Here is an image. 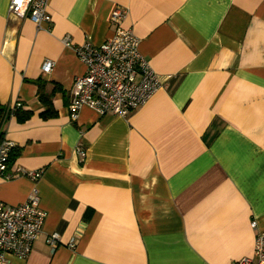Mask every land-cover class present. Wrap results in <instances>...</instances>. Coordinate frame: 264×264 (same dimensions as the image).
Masks as SVG:
<instances>
[{"label": "crops", "instance_id": "1", "mask_svg": "<svg viewBox=\"0 0 264 264\" xmlns=\"http://www.w3.org/2000/svg\"><path fill=\"white\" fill-rule=\"evenodd\" d=\"M9 3L0 0V103L31 116L5 123L18 156L0 177V202L36 192L46 218L25 260L0 264L252 257L250 224L264 231V0H50L40 28ZM117 8L161 88L127 118L85 106L73 121V82L85 73L74 48L112 37ZM38 80L47 94L62 89L55 117L41 116ZM33 171L37 181L24 175Z\"/></svg>", "mask_w": 264, "mask_h": 264}, {"label": "built area", "instance_id": "2", "mask_svg": "<svg viewBox=\"0 0 264 264\" xmlns=\"http://www.w3.org/2000/svg\"><path fill=\"white\" fill-rule=\"evenodd\" d=\"M49 3L50 0H10L9 13L18 18L27 17L40 28L43 23L51 22L47 11ZM126 14L127 10L120 8L112 12L110 22L117 28L112 37L101 45L84 43L74 48L76 57L85 66V73L73 82L69 107L73 121L78 119L85 106L100 115L127 118L161 88L158 75L139 51L138 39L130 29L120 27ZM52 69L53 62L46 60L42 71L48 73ZM20 104L17 102L10 106L11 112ZM12 147L11 141L5 137L0 140V177L8 168ZM24 175L37 181L41 172L33 171ZM45 218L46 213L39 207L36 192L15 206L0 202V262H8L12 258L25 260L41 234ZM250 226L256 230L253 255L234 264H264V231H257L255 222ZM46 243L55 248L60 243L59 234H48Z\"/></svg>", "mask_w": 264, "mask_h": 264}, {"label": "trees", "instance_id": "3", "mask_svg": "<svg viewBox=\"0 0 264 264\" xmlns=\"http://www.w3.org/2000/svg\"><path fill=\"white\" fill-rule=\"evenodd\" d=\"M32 83H34L37 86L38 99L44 107V111L41 113V116L43 118L55 117L56 112L53 109L52 96L54 95L55 92L62 91V89L59 86L55 85L52 91L49 94H47L44 92V87H45L44 82L38 80ZM11 113L12 112L9 107L4 106L0 103V140L3 138L4 126H5L6 121L9 119ZM12 115L16 118L17 121L24 122L31 116V113L28 111H24L23 105L20 104L19 107L13 110ZM17 156H18V152L11 150L10 157H9V163H12Z\"/></svg>", "mask_w": 264, "mask_h": 264}]
</instances>
